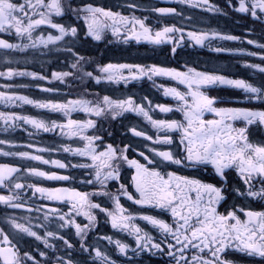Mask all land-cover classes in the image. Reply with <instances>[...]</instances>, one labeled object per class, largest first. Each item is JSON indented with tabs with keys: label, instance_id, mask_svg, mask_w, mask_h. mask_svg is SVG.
<instances>
[{
	"label": "snow or ice",
	"instance_id": "snow-or-ice-1",
	"mask_svg": "<svg viewBox=\"0 0 264 264\" xmlns=\"http://www.w3.org/2000/svg\"><path fill=\"white\" fill-rule=\"evenodd\" d=\"M176 3L187 4L189 7H201L204 11L218 12L219 9L209 3V0H176ZM129 8L136 7L133 4ZM71 11L82 18L87 27L86 35L95 41H100L106 29H111L113 36L121 35V30L130 32L127 39H135L137 42L144 40L154 45L162 43H173L172 53H176L177 42L169 38V34L180 33V43L183 42L184 32L175 27H164L161 31H156L153 36L151 29L146 26L144 20L136 16H123L118 12L107 10L104 7H94L87 5L83 8H71ZM153 11L160 15L179 14L174 8H155ZM235 11L242 14H249L253 19H261L264 13V0H252L250 6L246 0H240L239 6ZM65 14L63 0H0V32H15L17 37L27 38L28 44L19 45L7 43L0 40V48L24 50L28 47L45 46L56 44L65 37L77 36L76 27H65L54 22L53 17H62ZM110 21V23H106ZM42 25L55 29L59 35H49L47 39L43 37L33 38V32ZM187 37L195 45L203 47L205 41L219 39L222 41H236L239 37L234 35H222L218 33H196L189 31ZM258 48H264V44H257L253 40H248ZM216 52L225 51L217 47ZM71 51V49H67ZM74 56L75 52L72 53ZM255 55L254 53H246ZM83 59L76 57V63L71 67L77 68ZM260 59L264 61V56ZM244 67L255 68L260 73H264V67L253 64H245ZM128 70L129 75H124L123 70ZM103 78L110 83L127 84L130 80H140L147 77L151 80L154 76L169 77L181 85L187 87V92H181L176 88H164V95L171 96L178 102L175 108L164 105H156L161 113L179 112L183 120H158L153 119L149 111L142 105H137L131 99H112L105 95L102 101L92 106L87 100H69L67 103L45 102L30 99L23 95H6L0 93V102L6 106H19V104L31 105L37 109H44L51 112L63 113L65 117L75 111H82L89 116L102 117L111 115L112 119L125 112H134L147 120L156 131V136H152L131 129L132 135L143 137L153 145H172L175 138L170 135H179V147L183 150V156L178 157L172 151L157 150L149 147L148 151L153 153V159L143 152L138 155L143 157L145 163L137 159H129L127 153L129 147L118 148L112 144L104 146V150L97 152L95 142L101 139L99 136H87L84 133L96 126L92 119L81 122L69 118L66 123L52 121L49 124L42 119L22 115H9L0 113V120L6 126L17 127L18 121L30 125L36 131L52 132L59 129L61 133L69 138L79 137L85 141L83 148H72L65 146L64 152L75 156L86 158L85 162L72 164L73 168L91 169L94 173L93 179L82 181V183L98 184L100 190L96 192H81L67 187H39L35 183L16 182L22 179L18 174L25 169L14 167L8 164H0V188H13L16 190L11 195H0V204L10 208H22L21 190L25 187L31 189L33 194H39L44 200L67 203L69 211L61 213L57 207L48 208V213L55 214L56 218L63 222L61 227L67 226L75 229V234L80 238V248L83 252L91 254L92 249L85 243L87 232L96 223L97 216L93 214L94 209L104 213L111 223L114 230L124 231L135 239L138 249L151 252L164 253L166 245L167 254L175 261V264H226L221 259V253L230 245L236 251L244 252L250 256H258L264 259V211L245 210L233 206L231 211L221 214L218 206L226 201L227 195L225 188L216 186L213 183L203 182L199 178H191L185 175H177L174 171H167L166 165H176L188 169H204L210 166L215 176L219 177L228 185L227 170H235L243 188L237 186L232 189L236 196L250 198L252 200L264 201V143H256L250 140L249 128L259 124L264 126V111H255L247 108H223L217 107L218 101L209 97L202 91L209 86H229L241 89L244 93L250 94L248 102L253 99L264 102V83L254 86L246 83L242 79H229L224 75L199 72L189 67L186 72L177 71L171 68L158 67L155 65L144 67L137 64H108L99 69ZM69 72H53L52 77L63 83L65 78L70 76ZM84 75L101 82L100 77L93 76L92 72H85ZM0 76L12 79L14 76H29L33 80H44V76H37L31 72H14L9 70L7 73L0 72ZM3 87V86H0ZM41 91L49 92L51 89L42 88ZM190 97V100H189ZM151 104V102H149ZM210 113L214 118L205 119V114ZM236 122H242L243 126H237ZM164 133L162 137L160 134ZM6 141L0 140V144ZM11 147H16L11 145ZM24 147L31 148L32 145ZM35 153L49 151L45 147L34 148ZM0 156H18L25 161H34L43 165H52L56 168H65L66 165L59 160L44 159L39 154H31L27 151L20 152H0ZM90 161V162H87ZM127 165L135 170L131 181L135 188V196L129 193L127 186L121 183L120 168ZM154 166V167H149ZM159 168L160 170H156ZM27 175L30 177L43 178L50 181H68V175H57L48 173L34 167H27ZM115 181L119 184L117 194L108 191L109 182ZM260 184L259 190L254 188L255 184ZM123 195L127 200L141 208H153L160 212L170 214L171 223L162 218L151 214L133 215L121 205L120 196ZM93 196L109 197L114 203V211H109L99 203L92 201ZM25 211L31 213L33 208L28 207ZM243 213L241 217L240 213ZM83 216L88 223L82 226L73 217ZM246 218V219H245ZM48 216L45 215V220ZM140 220L151 225L158 230L163 239L157 243L147 232L138 226L135 221ZM16 232L25 234L29 237L41 241L46 248L53 247L46 238H42L31 227L16 222L15 219L7 221ZM40 227V225H37ZM47 237L63 240L68 249L74 245L62 235L54 232H46ZM107 239L109 243H115L119 253L126 255L128 245L119 240L113 241L111 237H101ZM146 242V243H145ZM148 245L151 247L149 248ZM175 249V251H174ZM195 249L196 253L189 258L185 255L186 250ZM179 253V255L177 254ZM44 254L41 253V256ZM95 257L99 264H114L109 257L99 249L95 250ZM39 264L34 257L25 253L24 258L20 256L18 245L8 233L0 229V264ZM56 264H72L69 260H62L57 257Z\"/></svg>",
	"mask_w": 264,
	"mask_h": 264
},
{
	"label": "flooded vegetation",
	"instance_id": "flooded-vegetation-1",
	"mask_svg": "<svg viewBox=\"0 0 264 264\" xmlns=\"http://www.w3.org/2000/svg\"><path fill=\"white\" fill-rule=\"evenodd\" d=\"M23 2V0H20ZM251 4L252 0H246ZM65 5V14L62 17H53L54 22L60 23L65 27H76L78 32L76 37L67 36L56 44H49L47 47L41 45L38 47H28L24 50L2 49L0 48V72L7 73L9 70L14 72H31L37 76H44V80H33L29 76H14L12 79H6L0 76V93L6 95H23L37 101H51L56 103H67L69 100H87L92 106L102 101L103 96L107 95L112 99L131 98L135 104L142 105L149 111L153 119L158 120H183L179 112L161 113L156 105H164L175 108L178 104L171 96L164 95V88H176L186 93L187 87L179 84L177 81L162 76H154L151 80L144 77L140 80H130L127 84L107 82L103 78L100 68L108 64H137L144 67L158 66L171 68L177 71L186 72L189 67L199 72L224 75L229 79H242L246 83L258 86L264 83V73H260L255 68L244 67L245 64H253L264 67V61L260 59L264 56V48H258L248 44V40H253L257 44H264V13L260 14L261 19H253L249 14H242L235 11L239 6L240 0H209V3L219 9L218 12L204 11L201 7H189L187 4L176 3V0H63ZM94 7H104L107 10L118 12L123 16H136L144 20L147 27L151 29L154 36L156 31H161L164 27L179 28L184 32L183 42L180 43V33L169 34V38L177 42L176 53H172L173 43H162L154 45L144 40L137 42L135 39L129 40L127 36L130 32L121 30V35L113 36L111 29H106L100 41H95L86 35L87 27L82 18L75 15L71 8H83L87 5ZM133 4L136 7L129 8ZM155 8H174L177 14L160 15L153 11ZM110 23V21H106ZM189 31L196 33H218L222 35H234L239 37L236 41H222L212 39L205 41L203 47L195 45L187 37ZM49 35L57 36L59 33L46 25H42L33 32V38L43 37L47 39ZM0 40L7 43L24 45L28 44L27 38L17 37L15 32H0ZM220 47L225 51L216 52L213 49ZM71 49V51H67ZM75 52L74 56L72 53ZM254 53L255 55H247ZM83 59L73 69L71 65L76 63V57ZM53 72H69L70 76L61 83L53 79ZM85 72H92L93 76L100 77L101 82L84 75ZM124 75H129L128 70H123ZM42 88L51 89L49 92L41 91ZM209 97L218 101L217 107L223 108H247L255 111H264V102L253 99L248 102L246 94L241 89H235L229 86H209L203 88ZM190 100V97H189ZM151 102V104L149 103ZM0 113L9 115L30 116L42 119L51 124L66 123L69 118L81 122L92 119L96 126L88 129L84 134L87 136H99L101 139L95 142L97 152L103 151L104 146L112 144L118 148L129 147L127 153L129 159H137L145 163L143 157L138 153L143 152L153 159V153L148 151L149 147L157 150L172 151L178 157L183 156V150L179 147V135L172 133L175 143L172 145H153L151 141L144 140L143 137L132 135L131 129L135 128L153 138L156 131L152 125L144 119L143 116L134 112H125L112 119L111 115L102 117L89 116L82 111H75L70 117H65L63 113L51 112L44 109H37L31 105L19 104V106L5 105L0 102ZM205 119L214 118L210 113L205 114ZM17 127L6 126L0 120V140L6 141L0 144V152H20L27 151L31 154H39L44 159L59 160L66 165L65 168H56L52 165H43L34 161H25L18 156H0V164H8L14 167H23L25 170L18 174L22 179L16 182L35 183L39 187H67L81 192H96L100 190L98 184L82 183L93 179L94 173L91 169L73 168L72 164L85 162L86 158L72 155L64 152V147L83 148L85 141L79 137H67L59 129L52 132L36 131L30 125L23 121L17 122ZM237 126H243L242 122H236ZM250 140L256 143H264V126L259 124L252 125L249 128ZM162 137L164 133L160 134ZM15 145L16 147H11ZM25 145H32L27 148ZM45 147L49 149L44 153H35L34 148ZM90 162V161H87ZM34 167L48 173L57 175H68L71 177L68 181H50L43 178L30 177L27 175V167ZM154 167V166H149ZM156 170H160L156 168ZM167 171H174L177 175H185L191 178H199L203 182L213 183L216 186L224 187L227 195L226 201L221 202L218 211L224 214L231 211L233 206L244 208L245 210L264 211V201L252 200L236 196L232 191L234 187L243 188L235 170H227L228 185L219 177L215 176L214 171L209 166L207 170L181 168L176 165H166ZM135 170L129 168L126 164L120 168L121 183L125 184L130 194H135V188L132 185L131 177ZM260 184H255L254 188L259 190ZM119 184L115 181L109 182L108 191L117 194ZM16 190L13 188H0V195H11ZM21 200L16 201L23 205L22 208H10L0 204V229L10 235L14 243L18 245L20 256L23 259L25 253L31 254L39 264H56L57 257L62 260H69L72 264H99L95 257V250L99 249L107 255L114 264H175V261L165 252H156L154 249L149 252L138 249L135 239L124 231L114 230L111 227L109 218L93 210L97 216L95 226L87 232L85 243L92 249L91 254L83 252L80 248L81 240L75 234V229L67 226L61 227L62 221L56 218L55 214L48 213L47 209L57 207L61 213L69 211L67 203H59L42 200L39 194H33V191L27 187L21 190ZM92 201L99 203L109 211H114V203L109 197L93 196ZM120 202L128 212L133 215L151 214L171 223V216L168 213L160 212L153 208H141L127 200L123 195L120 196ZM31 207L33 212L25 211ZM45 215L48 219L45 220ZM243 217V213H240ZM82 226L88 221L83 216L73 217ZM9 219H15L16 222L25 224L32 228L42 238H46L53 247L46 248L41 241L33 237L16 232L10 224ZM246 219V218H245ZM135 223L143 231L147 232L153 238L154 242L159 243L163 236L161 233L148 225L144 221L137 220ZM40 225V227H37ZM54 232L56 235H62L64 239L69 240L74 245L68 249L63 240L47 237L46 232ZM101 237H111L113 241L119 240L128 245L129 249L126 255H121L115 243H109L107 239ZM146 243V242H145ZM150 248L151 246L148 245ZM175 251V249H174ZM41 253L44 255L41 256ZM196 253L195 249L186 250L185 255L189 258ZM179 255V253H177ZM221 259L226 264H264V259L258 256H250L244 252L236 251L235 247L230 245L221 253ZM31 264V262H28Z\"/></svg>",
	"mask_w": 264,
	"mask_h": 264
}]
</instances>
